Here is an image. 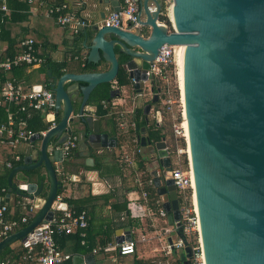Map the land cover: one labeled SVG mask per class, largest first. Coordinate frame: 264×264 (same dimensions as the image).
<instances>
[{
  "label": "water",
  "instance_id": "water-1",
  "mask_svg": "<svg viewBox=\"0 0 264 264\" xmlns=\"http://www.w3.org/2000/svg\"><path fill=\"white\" fill-rule=\"evenodd\" d=\"M136 1L144 26L138 31L93 21L103 3L119 11V0H80L79 25L74 30L84 51L81 68L65 69L59 78L48 75L58 123L46 136L33 138L34 147L8 177L6 201L11 195L43 197L48 185L45 202L36 201L41 208L31 215V222L0 242V256L42 222L52 220V207L63 187L60 174L67 172L69 160L60 149L69 136L68 123L81 126L77 128L81 140L90 148H116L117 138L103 132L100 119L78 115L91 108L99 85L115 82L121 68L134 81L137 93L146 82L154 92L160 81L150 72L151 63L168 44L183 46L180 76L204 263L264 264V0ZM167 4L170 26L161 20ZM121 57L131 60L121 63ZM158 97L154 94L153 103ZM150 110L149 104L145 113ZM139 140L143 147L151 145L144 129ZM154 148L158 169L152 173L153 183L169 225L178 226L181 214L165 139ZM34 171L42 178L36 174L33 179ZM122 231L127 238H117L118 243L131 239L130 226ZM192 257V247L186 243L181 261L191 264ZM74 262L84 263L81 257Z\"/></svg>",
  "mask_w": 264,
  "mask_h": 264
},
{
  "label": "built area",
  "instance_id": "built-area-1",
  "mask_svg": "<svg viewBox=\"0 0 264 264\" xmlns=\"http://www.w3.org/2000/svg\"><path fill=\"white\" fill-rule=\"evenodd\" d=\"M9 1L0 0V11L5 13V15L9 11ZM22 1L29 4L32 12L43 8L44 16L54 19L56 24L61 28L69 26L76 28L79 25L78 13L73 11L68 4H51L47 0ZM169 9L168 11L166 10L167 16H169ZM142 20L143 17L139 3L136 0H123L121 9L110 12L103 20L102 26L138 31L144 28ZM22 47V52L17 56L0 59V70L10 71L13 68L21 66L33 68L46 66L47 59L38 55L33 39L24 40ZM74 59L79 60L80 57L75 56ZM178 61L179 53L177 46L165 44L159 49L156 59L151 63L150 70L153 77L160 81V85L155 88L158 89L157 94L161 100L163 111L170 117L171 129L176 139V145L173 150L175 158L172 163L170 177L176 186L181 214L178 226L174 225V227L162 228L164 234L170 233L173 231L172 228H174L175 231L180 233L179 237L176 241L166 242L162 249L164 258L153 260L150 264H178L177 258L182 253L184 254L186 243L193 250V257L190 259L191 264H205L200 238V220L196 202L194 176L188 152L185 105L178 78ZM147 75H149V72ZM39 85L42 88L35 90L34 87ZM39 85L27 87L21 80H12L1 86L0 145L9 146L14 149L26 145L29 152L35 145L32 142L34 137L37 135L41 137L46 136L47 132L57 125L55 94L50 87L44 84ZM144 95L143 92L137 93L134 98H144ZM35 113H39L49 120L51 124L47 130L36 132L28 128V122L33 118ZM89 115L95 118L94 108L91 107L85 110L83 115H78V117ZM118 115L120 118H123L125 113L120 112ZM72 117H74L73 114L71 115ZM119 126L124 129L126 122L121 120ZM67 129L69 131L68 139L61 145L60 149L63 152L64 159H71L79 146L81 135L73 129L71 122L68 123ZM168 151L169 156H171V150L168 149ZM140 153L141 149L138 147L133 154ZM21 158V155H15L16 162L20 161ZM124 160L129 164L133 163L132 157L128 154L125 155ZM7 167L12 168L13 164L8 162ZM71 179L73 180L74 177ZM137 182L140 186L142 185L141 181L137 180ZM7 194L8 188L0 190V242L25 228L31 222V215H36L41 208L40 205L36 204V201L41 202V205L45 202V198L42 196L30 200L29 198H20L16 195H11L9 200L6 201ZM143 198L147 201L146 193L143 194ZM129 202L132 217H141L142 214L138 211L139 206L136 204V199H131ZM17 206L24 208V215L14 219L10 216L9 209ZM52 208L54 211L52 220L42 222L22 240L11 245L12 248L21 249L23 253L16 259L2 260L0 256V264H63L71 258L69 254H65L59 248L56 237L63 234H72L77 229L82 231L87 230L89 228L88 215L85 211L77 213L68 204L64 203L60 196L57 197ZM159 215L166 218L164 210H161ZM81 236L85 238L86 234L82 233ZM140 241H146V237L141 236ZM85 244L86 240L84 239L82 245ZM136 245L137 241L131 238L122 243L99 247L93 253L96 254L104 251L116 252L120 256H131L136 253Z\"/></svg>",
  "mask_w": 264,
  "mask_h": 264
},
{
  "label": "crops",
  "instance_id": "crops-1",
  "mask_svg": "<svg viewBox=\"0 0 264 264\" xmlns=\"http://www.w3.org/2000/svg\"><path fill=\"white\" fill-rule=\"evenodd\" d=\"M119 1L120 6H122L123 0ZM69 4L73 11H79L80 0H70ZM166 6L164 8L168 11ZM112 11L113 7L110 3H103L93 14V21L102 25L103 20ZM35 25L41 33L40 36L45 37V40L48 41L46 55L48 54V57L53 62L62 63L66 59L72 58L69 54H79L78 56L80 57L84 53L79 44L82 41L77 42L76 40L79 34L72 26L61 28L56 24L54 19L47 18L46 16L35 17ZM144 33L147 34V31ZM6 48V45L0 43V55ZM50 49H53V51H50ZM39 53H42V51ZM39 53V56L45 57V54L40 55ZM80 60H68L67 70L78 72L81 68ZM42 68L44 67L33 68L25 76V86L31 87L39 84L50 86L48 82L49 76L46 72L42 71ZM37 72H40L42 82H33V75ZM131 83L133 88V81ZM112 84V89L115 90L114 97L111 98L110 94V99L107 100L108 105L105 104V110L111 107L108 109L110 110L109 114L101 119L97 115L96 105L90 104V106L95 110V118L100 119L103 132L109 134L111 137H116L118 146L116 148L94 150L87 146L85 141L81 140L73 157L67 162V172H61L60 174V179L63 178L61 180L63 195L60 197L63 198L65 196L72 200L77 208L87 211L89 218V228L87 230L89 248H85V250L81 248L82 251L78 252L75 251L77 249L74 245H65L61 235L57 236L58 238L56 237L59 248L63 252L72 255V264H75L74 258L78 257L83 259V264H134L135 260H139L142 264H150L153 260L163 259L162 249L165 243L176 241L180 234L174 228L168 234H164L162 231V228L174 227L176 223L172 226L169 225L168 214L163 207L164 202L157 194L152 176V173L158 169V160L155 159V143L160 142L164 138L167 143V148L172 152L170 156L171 165L175 158L173 153L175 147L169 146L167 138V135L171 134L176 145V139L171 129L170 117L163 111L159 97L158 101L153 103L154 94H157L158 91L156 93L151 92L149 82L145 83V89L142 91L145 94L144 98H134L137 94L134 88L131 91L126 87H118L116 82ZM128 92L132 94V99L130 100L128 99L130 97L125 96V93ZM130 101L131 104H128ZM149 101H151L149 103L151 110L147 115L145 108L149 105L146 104ZM140 108H144L143 114L150 125H152L154 120L158 124H161L163 137L158 141L152 140L148 130L142 127L139 130V136L141 135V129H144L146 137L151 141V145L143 147L139 136L137 139L131 140V142L126 141L121 143L119 139L121 134H126L130 126H135V123L128 122V119L131 120L130 118L134 115L135 111ZM158 111L161 112L160 121L157 120ZM120 112L125 113L123 118H120L118 115ZM116 114L118 117L115 123L110 118L116 116ZM37 115L40 114L35 113L30 121L35 120ZM42 117L49 122L44 116ZM121 120L126 122L124 129L119 126ZM80 127L78 125L79 129ZM166 129L170 133L165 132ZM76 131L80 134L77 129ZM138 147L141 149V153L133 154ZM24 149L25 152H21L23 153V158L28 153V146L24 145ZM126 154L132 157V164L125 162L124 158ZM97 160L102 164L99 169L94 168ZM73 177L74 179L72 180L71 178ZM137 180L142 182L141 186ZM14 181L16 182L15 178ZM144 193L147 194V201L143 198ZM131 199H136V204L139 206L138 211L142 214L139 218H134L130 214L129 200ZM21 208L24 211V208ZM161 210L166 212V218L159 215ZM127 226L131 227V238L137 241L136 253L134 255L120 256L116 252L104 251L96 254L93 253L95 249L102 246V242H106L105 246H107L108 244H117V238L121 236L127 238V235H123L122 231ZM172 235L175 237H172ZM141 236H145L146 241H140ZM159 247H161V252H159ZM184 254L182 253L177 258L181 264H183L181 258ZM67 262L68 260L63 264H67Z\"/></svg>",
  "mask_w": 264,
  "mask_h": 264
},
{
  "label": "trees",
  "instance_id": "trees-1",
  "mask_svg": "<svg viewBox=\"0 0 264 264\" xmlns=\"http://www.w3.org/2000/svg\"><path fill=\"white\" fill-rule=\"evenodd\" d=\"M51 4H69L70 0H47ZM9 11L5 15L2 11H0V43L6 45V50L1 53L0 59H7L9 57H15L18 54H20L23 50L22 42L26 39H33L35 43V48L37 53L42 51V53H39L40 55L45 54V58L47 59V64L44 68H42L43 72H46L48 75L52 74L53 76L59 78L65 69H68V63L71 60H74L75 56H78L79 54H69L71 55V59H66L62 63H55L52 61L50 57H48V54L46 55V49L48 47V41L45 40V37L40 36L41 33L38 31V28L35 25V17L37 16H44L43 14V8L36 10V12L31 11V7L28 3L22 1V0H10L8 3ZM163 16L161 17V20L165 22L167 25L170 26L169 19L166 15V10L163 8ZM52 19V18H51ZM44 51V52H43ZM50 51H53V49H50ZM121 63H124L126 61L125 57H121ZM33 69V67L28 66H21L17 68H13L10 71H3L0 70V87L12 80H21L23 82L25 81V76L29 74V72ZM89 70V69H88ZM116 85L118 87H126L129 88V90L132 91V83L131 79L129 78L127 72H125L122 68L120 69L117 78L115 80ZM112 83L102 84L99 85L96 90L94 91L91 101L92 104H95L97 107V115L103 119L106 115L109 114L110 108H107L105 110V105H108L107 100L110 99V94L112 92ZM158 89H154V92L156 93ZM105 102V103H103ZM151 103V101L147 102L146 104ZM160 104V103H159ZM144 108L137 109L134 113V115L128 119V122H134L135 126H130L129 131L126 134H121L119 139L122 142L130 141L133 139H137L139 136V130L137 129V126L140 128L145 127L148 132L149 136L152 140L158 141L161 140L163 137L162 131H161V124L156 122V120L153 121L152 125H150L143 114ZM116 116H113L110 118L111 120H114L116 123ZM163 123V122H162ZM50 122L45 120L42 115H37L35 120L28 122V128L40 132L45 131L49 128ZM20 148V147H19ZM14 149L9 146L0 145V190L3 188H8V177L10 175V172L17 166L21 165L23 162V153L20 152V149ZM19 154L21 155V160L16 162L15 161V155ZM11 162L13 164L12 168L7 167V163ZM101 162L97 160L94 168L99 169L101 166ZM147 179V178H146ZM60 180H63L61 178ZM59 196L63 195V189H61L58 192ZM63 202L68 204L73 210H75L77 213L85 211L84 209H79L75 206V203L66 198L65 196L62 198ZM10 216L14 219L20 218L24 215L22 208L20 206L10 208L9 209ZM87 213V211H85ZM88 215V214H87ZM88 230V229H87ZM87 230H79L77 229L72 234H63L61 235V238L63 240V243L65 245L72 244L76 247L77 250L75 251H82V249L85 250V248H89L88 240H87ZM85 233V238H82L81 234ZM58 238V237H57ZM86 240V244L82 245V241ZM58 240V239H57ZM106 242H102L101 247H105ZM21 249L12 248L11 246L7 247L4 251V255L1 256V259H16L22 254ZM65 253V252H64ZM68 254V253H65ZM70 255V254H69ZM72 258V255H70ZM69 259L67 264H72V259ZM67 261V260H66ZM134 264H142L139 260H135ZM178 264H181L178 261Z\"/></svg>",
  "mask_w": 264,
  "mask_h": 264
},
{
  "label": "rangeland",
  "instance_id": "rangeland-1",
  "mask_svg": "<svg viewBox=\"0 0 264 264\" xmlns=\"http://www.w3.org/2000/svg\"><path fill=\"white\" fill-rule=\"evenodd\" d=\"M169 9V5L166 6V9ZM33 82H42L41 80V75H40V72H37L33 75ZM125 96L126 97H130L128 98L129 100L132 99V94L131 93H125ZM132 101V100H131ZM131 101L128 103V104H131ZM77 107H78V104H75V111L77 110ZM72 127L74 130H76L78 128V124H76V122H73L72 123ZM165 132L167 133H170L167 129L165 130ZM167 138H168V143H169V146L170 147H175V144H174V141H173V136L171 134L167 135ZM20 152H25V149H24V146H21L20 148ZM41 176L38 175V172H37V176L41 177L43 176V174H40ZM37 178V177H36ZM35 176L33 179H36ZM47 189H48V185H46V188H45V191H44V194H43V197L45 198L46 197V194H47ZM172 237H175L172 235ZM162 247V246H161ZM161 247H159V252H161ZM5 251V250H4ZM4 251L2 253V255H4ZM1 255V256H2Z\"/></svg>",
  "mask_w": 264,
  "mask_h": 264
},
{
  "label": "bare ground",
  "instance_id": "bare-ground-1",
  "mask_svg": "<svg viewBox=\"0 0 264 264\" xmlns=\"http://www.w3.org/2000/svg\"><path fill=\"white\" fill-rule=\"evenodd\" d=\"M177 49H178V53H179V61H178V78H179V85H180V89H181V92H182L183 103H184V95H183L182 82H181V76H180V63H181V54H182L183 46H177ZM185 127H186V130H187V138H189V136H188L187 121H186V123H185ZM188 152H189V154H190V150H189V149H188Z\"/></svg>",
  "mask_w": 264,
  "mask_h": 264
},
{
  "label": "flooded vegetation",
  "instance_id": "flooded-vegetation-1",
  "mask_svg": "<svg viewBox=\"0 0 264 264\" xmlns=\"http://www.w3.org/2000/svg\"><path fill=\"white\" fill-rule=\"evenodd\" d=\"M144 35H146V34H144ZM126 60H131L129 57H127L126 58ZM156 87V86H155ZM171 170H172V165H171ZM171 170H170V172H171ZM36 174H37V171H34V172H32L31 174H30V176H36Z\"/></svg>",
  "mask_w": 264,
  "mask_h": 264
}]
</instances>
